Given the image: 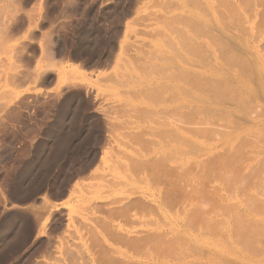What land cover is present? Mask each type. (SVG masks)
Segmentation results:
<instances>
[{
	"label": "rangeland",
	"instance_id": "374dc122",
	"mask_svg": "<svg viewBox=\"0 0 264 264\" xmlns=\"http://www.w3.org/2000/svg\"><path fill=\"white\" fill-rule=\"evenodd\" d=\"M215 1L0 0V264H74L73 262L76 261L74 255L79 256L76 264H82L84 261L83 264H102L101 262H105L107 258L108 261H112L114 258L115 264H118L120 259L125 260L119 262L120 264H125L126 261L130 264H154L155 261H150L152 258L147 262V256L145 257L141 253L136 255L134 254L136 252L133 253L132 250L125 253L126 257L121 256L119 252L122 250V255H124L126 250L123 246L125 245L115 244L116 240L112 241L113 238L110 236H106L108 239L105 235L102 237L97 232L101 229L94 228V226L97 225L98 227L97 222H100L99 224L103 223L100 220L106 217L104 215H107L110 209L119 208L127 199L132 200L134 197L137 200L138 193L157 195L158 198L156 196V199L161 201V195L159 197V194L162 191L165 194V190L169 188L172 190L175 184L181 185L178 181L186 178L189 185L193 184L194 189L191 186L193 190L202 189L201 194L204 192L203 195L200 193L198 195L202 196V201L206 199L207 205H205V208L207 206V210L210 207L213 211L212 209L215 206L213 204L218 201L215 195L217 193L227 200L226 202L219 200L222 201L221 206L224 204V206L228 204L238 206H235L237 209L233 207L232 210H236H231L229 214L224 212L226 208L220 213V208L215 207V210L218 208L219 212H217L221 214H219L220 221H218L219 216L214 215L218 219L215 221L213 214L204 215L206 221L202 218L203 213L207 211L203 207L204 205H200L204 208L203 212L200 209L197 212L194 204L189 206L186 202L182 203L183 200L179 195L180 197L178 196L179 198L176 199L180 200L181 203L179 200L178 202L181 205L177 203L181 208L186 206L187 211L189 208L194 210L192 206L194 205L196 210L195 214L197 215H193L192 211L189 212L192 218L187 221H193L197 216L196 221L199 225H202L204 221H209L210 224L208 218L214 219L213 223L217 222L218 225L217 223H211V229L207 228L208 226L206 227L207 230L213 231V236L208 231L209 235L206 231L205 234H200L201 229L198 224L193 225L194 222H192V226H197V232L188 231L185 225L186 237H190L185 245L189 243L192 245L191 249L199 252L190 251V247L186 246L187 251H190L189 253L183 249L185 245L183 247L181 243L179 245L175 244L176 247L177 245L181 246L182 249L179 247L180 251L186 252V254H182L183 256L178 258L181 253L178 252V248V251H176L175 247L174 252L180 253L177 255V260H174L175 257L172 259L175 256L173 252L170 255L171 259L168 257L169 260L166 264H185L186 262V264H264V207L259 202L250 205L244 199L247 194L254 195V193L257 198L264 199V188H262L264 186L259 189V184L258 192L255 188L254 191L249 188L248 192H244V196L242 191L239 196L237 189L231 192L234 195H229L230 192L227 194L226 188L219 193V189H216L218 188L217 182L209 181V178H212L209 176V173H211V169H209L211 166L209 165V170L205 168V171H209L208 175L206 176L207 173L203 172V174L206 173V177L204 176L203 179L205 180L209 176L207 178L209 183L205 180L208 183L206 187L202 185L205 182L201 183L203 179L199 180L201 185L196 183L201 175L203 177L201 168L206 165L202 164V159L205 162L204 159L209 156L219 155L223 156L222 158L225 156L227 158V156L232 155V158L236 152L238 153L236 156L250 159V161L241 162L238 165V169H244L243 173L245 174L246 170L242 166L246 164L250 163V170H252V166L264 165V158L262 157L264 156V114L261 115L262 112L264 113V22L261 19L264 10L261 9L264 8L259 6L261 0L257 2L253 0V4L249 3L251 5H244L245 3L239 5L237 0H224V2L226 1L224 5L223 0H221L222 4L219 5L224 7L218 6V2ZM230 1L234 3L231 2L233 4H230L231 7L235 6L239 10L241 18H238V13H234L236 12L235 9L233 10L230 7ZM228 5L232 9L230 10L234 11L230 13L237 14V16L229 13ZM201 11L207 14L204 15ZM260 11L263 14L260 15ZM229 16L232 17L229 18ZM223 17H225L226 22H223L225 21ZM235 17L237 18L235 19ZM221 20L222 22H220ZM215 23L221 25L224 31L227 30L225 31L226 38L230 42L228 44L231 49L227 46L228 44L223 45L222 42H218L216 44L219 45L216 48L214 42H210L212 34V37L218 34L216 30L209 32L210 40L196 31L197 27L201 26L202 28L205 24L213 26ZM224 23L227 26L223 25ZM239 28L241 29L239 30ZM193 31H196V36ZM239 31H242V33ZM182 35L186 36L183 37ZM186 37L188 39L189 37L193 38L195 40L193 42L196 44L199 42L204 44V41H206L212 51L219 50L220 53L222 51V53H227L226 56L238 57L234 54L236 52L243 58V60L241 59L242 63L246 60L245 63L248 64L246 66H249L250 71L246 69L248 71L246 72L244 69L247 77L243 72L242 74L245 77L241 76L240 73L238 74L237 72H241L238 68L236 72L237 64H234L235 67L231 68V63V69H228V65H223L218 52L217 54L214 52L215 56L217 55L215 58L210 57L206 61L207 63L213 61L211 65H214L213 67L218 70L212 69L210 63L205 64V62L204 64L210 67H204V64L203 67H200L202 64L199 60V57H201L200 51H205V44H202L204 48L202 47L199 53L196 52L195 48L200 43L197 44L198 46L194 44L196 54H200L197 59L196 54L192 53L194 56H190L191 53L185 51L188 50V48L185 49L187 44L183 48L179 46L180 42L177 41L184 42L185 39L182 40L181 38ZM185 42L192 43L190 39ZM184 43H181V45ZM222 45L223 48L220 47ZM176 48L178 50L175 51ZM177 52L181 55V59L177 57ZM193 57L200 62H193L194 65L192 61L196 59ZM235 60L238 61L236 58ZM191 64L193 65L191 66ZM182 70L192 72L194 75L197 74L194 76L196 83L198 82L197 86L202 88L199 91H193L191 94L183 95L184 99H195L196 96L201 95L200 90L210 88L212 85L210 80L213 78L212 82L216 79L232 80L230 81L232 86L226 85L227 87H223L222 83L219 84L223 87L221 92L230 88L232 91L227 92L230 96L235 95L233 98H236L239 91L242 96L237 95L240 98L237 99L238 102L240 101L241 106L247 108V113L250 112L247 115L245 109H243V112L239 113L240 117L237 116L238 119L226 123L227 127L226 124L221 126L215 124L218 128L214 129L217 130L213 129V124L212 126L208 124V128L211 127L212 131H215L214 134L210 133L211 129L202 130L203 134H201V130L200 133L192 127L188 129L185 126L180 128L177 124H174L179 112H174L176 110L171 109L174 104L180 106V101L177 99L180 90L167 89L164 86L165 84L181 85L178 79L183 81L179 77L185 74L178 77L177 73H184ZM41 75L44 76L43 79L40 78ZM188 75L194 81L191 73ZM205 77L209 79V84L206 83L207 79L205 82L202 81ZM213 84L216 86V82ZM164 88L170 93L168 97L174 103L170 107L154 102L156 90L161 91ZM218 89L220 88L218 87ZM176 92L177 94H175ZM222 94L220 95L224 96ZM245 98L247 100L243 101L249 102L248 105L250 106H247L241 100ZM250 98H253V100H249ZM226 106L228 107L229 103ZM241 106L237 107L242 111L241 108L243 107ZM254 106L255 110H251L250 108ZM201 108L204 109L203 106ZM154 109H157L158 113ZM164 109H171L165 112L169 116L161 113ZM100 110L104 113L107 112L108 115L99 114ZM204 113L197 120L204 117ZM210 114L212 113L207 111V115L211 117ZM210 119L215 120L216 118ZM194 120L196 119H192V122ZM193 123L201 126L200 122L195 123L194 121ZM166 124L176 125L179 128L178 132L181 131V133L177 136L171 134L167 130ZM195 129L199 128L195 127ZM158 130H160V135L157 133ZM189 130H192V132ZM163 134L167 135L163 136ZM199 134L201 136H198ZM188 143L193 148L190 146L187 148ZM215 153L218 154L215 155ZM141 156L144 157L145 161ZM131 157L134 159H131ZM160 157L161 159L166 158L162 161L165 163L163 165L166 166L163 167V170L170 166L171 171L170 168L166 169L165 172L163 171L164 176H166L163 179L169 181H164L166 184L163 183L162 186L157 184L156 186L150 178H146L144 175L158 172V168H155L158 160L155 158ZM135 158L137 161H141V165H144V168H142L144 175L139 171L142 169L139 168L138 170L136 168L137 164L140 165L139 162L135 161ZM218 158L217 161H219ZM210 159L206 160L205 163H212ZM214 159L211 160L216 163ZM131 161L132 163L136 162L133 164H136L134 168L137 169V173L132 172L134 168L133 165L131 166ZM200 164L203 167H199ZM213 167L216 168L217 166ZM145 168L147 172H144ZM199 169L201 175H195ZM202 170L204 171V168ZM169 174H171V177ZM180 175L185 177L182 178ZM173 177H175V184L172 180ZM196 177L199 178L196 180ZM213 177L215 176L213 175ZM262 179H264V174ZM186 180L185 184L183 183L184 180L181 183L187 185ZM171 181H173V188H171ZM259 182L263 185L261 180ZM194 184H198L197 186L201 188L196 187ZM166 185L169 187L165 189L164 186ZM187 187L186 190H189ZM212 188L213 191H216L215 194H213ZM185 191L182 192L189 195V191ZM210 191H212V194ZM128 192L138 193L133 195ZM174 192H172V195L177 194ZM190 192L191 195L196 196L195 191ZM198 195L197 197H199ZM228 195L234 196L235 199L228 197ZM114 199L122 203L119 205ZM218 199H221V197L218 196ZM108 200L110 202L114 200L116 203L111 202L112 204H110ZM169 202L172 201L169 200ZM178 205H174L175 208L172 210L177 211L180 208ZM200 206L198 208H201ZM162 208L165 210V215H169L164 218L168 219L167 221L171 224L167 228L174 227L176 223H182V216L177 217L174 211L172 212L174 215L169 214L164 207ZM229 208L231 207L227 206L228 210ZM221 210H223V207ZM237 211L239 214H237ZM200 216L201 220L198 219ZM227 216L230 218L237 217V220L238 218L242 219V216L244 218L240 219L241 221H237L235 218L234 222L233 219L230 220ZM129 218V222L130 220L133 221L130 222L132 225L129 222H126V224H129L127 226L124 223L121 224H124V232L132 231L129 234L130 239L143 237V234L139 233L138 230L143 231L145 236L148 235L150 225L147 220L154 219L151 220V223L156 219L159 222L164 220H161V216L157 214L148 217L137 215L136 218ZM238 222L242 227L237 225ZM252 222L254 224H251ZM233 223H236V226ZM231 225L235 228L238 226L237 231L243 228L239 231V236H242L234 235L229 230H234ZM42 229L43 233L39 234ZM90 229H94L95 235H93L94 233L91 234L92 232L89 234ZM242 231H244V234ZM38 234L39 236H37ZM134 236L140 237L136 238ZM186 237L184 236L182 239ZM109 238L115 245L110 243ZM165 240L163 239V242ZM178 240L177 238L174 243ZM169 243L171 242L169 241ZM151 245L152 247L160 246L157 244L154 246L152 242ZM115 249L120 250H118L119 252L116 251L115 254ZM73 252L74 257L66 255L68 253L72 255ZM187 253L190 255L188 256ZM128 257L129 259H127ZM72 258H75V261ZM71 261L73 262L71 263ZM111 261L105 263L112 264Z\"/></svg>",
	"mask_w": 264,
	"mask_h": 264
},
{
	"label": "bare ground",
	"instance_id": "6f19581e",
	"mask_svg": "<svg viewBox=\"0 0 264 264\" xmlns=\"http://www.w3.org/2000/svg\"><path fill=\"white\" fill-rule=\"evenodd\" d=\"M217 2H218V6H223V5H219V4H222V2H221V0H216ZM215 1V2H216ZM229 1V0H228ZM241 1V0H240ZM240 1H238L237 0V2L239 3V5H243L244 3V5H248L249 3H252L253 4V0H251V2H250V0H242L241 2ZM247 1V2H246ZM249 1V2H248ZM258 0H256V2H257ZM220 2V3H219ZM232 1H230L229 2V5L230 4H232L231 3ZM236 2V3H237ZM225 3H226V1L224 2V0H223V4L225 5ZM237 3V4H238ZM241 3H243V4H241ZM234 4V3H233ZM232 4V5H233ZM192 5V4H191ZM229 5H228V7H229ZM249 5H251V4H249ZM256 5V4H255ZM258 5V4H257ZM194 6V5H193ZM217 6V7H218ZM226 6H227V4H226ZM259 6H262L263 8H264V1H262L261 0V5H259ZM259 6H256V7H259ZM195 7V6H194ZM224 7V6H223ZM228 7H227V9H228ZM230 7H231V5H230ZM229 7V9L228 10H230L231 8H233V10L235 9V11L236 12H234V13H238V16L239 15H241V14H239V10L235 7V6H232L231 8ZM244 7V6H243ZM252 7H253V5H252ZM261 7V8H262ZM204 8V7H203ZM196 9V8H195ZM205 9V8H204ZM211 9V8H210ZM215 9V8H214ZM226 9V8H225ZM237 9V10H236ZM245 9H246V7H245ZM232 10V9H231ZM229 11V13L230 12H232V11ZM261 10H264V9H261ZM249 11H250V9H249ZM228 12V11H227ZM232 12V13H233ZM261 12V13H260ZM260 12H257L258 14L260 13V15L261 14H263L264 13V11H263V13H262V11H260ZM201 13H202V11H201ZM229 13H228V15H229ZM232 13H230V14H232ZM202 14H204V13H202ZM207 14V13H206ZM206 14H204V15H206ZM232 15H234V14H232ZM236 16H237V14H235ZM234 15V16H235ZM263 16H264V14H263ZM262 15H261V19H262V22H264V17H263ZM230 17H232V16H229V18ZM243 17V16H242ZM187 18H188V16H187ZM189 18H190V16H189ZM224 19H225V17H223ZM227 19H228V16L226 17ZM237 17H235V19H236ZM238 18H241V16H239ZM196 19V18H195ZM233 20V19H232ZM239 21H240V19H238ZM244 20V19H243ZM242 20V21H243ZM186 21V20H185ZM193 21V20H192ZM228 21V20H227ZM187 22V21H186ZM196 22V21H195ZM220 22H222V20L220 21ZM223 22H226V19H225V21H223ZM229 22V21H228ZM189 23V22H188ZM187 23V24H188ZM239 23V22H238ZM230 24V23H229ZM223 25H226L225 23L223 24ZM194 26V25H193ZM196 26V25H195ZM199 26V25H198ZM227 26V25H226ZM191 29H193V28H191ZM194 29H195V27H194ZM241 28H239V30H240ZM254 29V28H253ZM211 30V31H210ZM212 30L213 31H215L216 30V32H218V34L217 35H214V37H212L213 36V34H212V36L210 37V39H209V36L208 35H210L209 34V32H212ZM196 31H197V33H201V35L203 34V36H206L207 37V39H209L210 40V42H212L214 45V47H216L217 45H219V44H216V43H220V42H222L223 43V45H225V44H228V43H230V42H228L229 40H227V38H226V33H225V31H227V30H225L224 31V28L221 26V25H219L218 23H215L213 26L212 25H209V24H205L202 28H201V26L198 28L197 27V29H196ZM195 31V32H196ZM194 31H193V33H195ZM240 32V31H239ZM185 33V32H184ZM240 33H242V31L240 32ZM192 34V33H191ZM194 35V34H193ZM197 34L195 33V36H196ZM243 35V34H242ZM183 37L184 36H186V35H182ZM181 36V37H182ZM200 36V35H199ZM202 37V36H201ZM206 37H205V39H206ZM254 37V36H253ZM252 37V38H253ZM240 38V37H239ZM182 40L183 39H185V41H187V40H191L192 41V43H188V42H181V41H177V42H180L179 43V46L181 47L182 46V48H183V46L184 45H186L187 44V46L185 47V49L186 48H188V50H185V51H188L189 53H191L190 54V56L192 55V56H194L193 54H196V52L198 51V53H199V51H200V49H202V47H203V45L205 44V48H204V50L205 51H200V53H201V57H199L200 56V54H196L197 55V59H198V57H199V60L201 61H199V60H197L195 57H193L194 59H196L195 61H192V63L193 62H200V67L204 64V62H205V64H209V63H207L206 61L210 58V57H212V58H215L216 56H215V54H214V52H216V54H217V52H218V54H220V55H218L219 57H220V61L223 63V65H228V69H231V68H233V67H235V65L237 66L236 67V72L240 69L241 70V72L239 71V72H237L238 74L240 73V75L241 76H246L247 75V73L246 72H248L246 69H248L249 68V66H246V65H248L247 63H245V61L242 63V60H243V58L239 55V54H236V52H234V54H235V56L236 55H238V57L236 56L235 58L238 60L237 62H236V60H235V58H234V56H232V57H230V56H226V54L227 53H222V51H221V53L219 52V50L218 51H212V49L211 48H209V46H208V42H206V41H204V44L202 45L201 44V42H199V43H197V44H199V46L195 43V42H193V38H190L189 37V39L186 37V38H181ZM208 40V41H209ZM242 40V39H241ZM195 41V40H194ZM181 43H184L183 45H181ZM212 43H211V45H212ZM194 45V44H196L198 47H196L195 45L194 46H191V45ZM223 45L222 46H220V47H222L223 48ZM190 46V47H189ZM200 46H201V48H200ZM212 46V47H213ZM229 48H230V46H229V44L227 45ZM227 46H226V48H227ZM175 47V46H174ZM196 47V48H195ZM193 48V49H192ZM196 49V52H195V49ZM197 48H199L198 50H197ZM216 48H218V46L216 47ZM215 48V49H216ZM225 48V47H224ZM228 48V49H229ZM231 49V48H230ZM246 49V48H245ZM176 50H178L177 48L175 49V51ZM214 50V49H213ZM222 50V49H221ZM232 51H234V50H232ZM193 53V54H192ZM239 53V52H238ZM177 54H178V52H177ZM181 54V53H180ZM231 54H233L232 52H231ZM233 54V55H234ZM195 55V56H196ZM199 55V56H198ZM180 56L181 55H177V57L178 58H180ZM182 58V57H181ZM180 58V59H181ZM202 60H201V59ZM239 58V59H238ZM191 59V58H190ZM242 59V60H241ZM235 60V61H234ZM239 60H240V63H239ZM210 61V60H209ZM212 61V60H211ZM198 62V63H199ZM213 62V61H212ZM211 62V63H212ZM211 63H210V65H211ZM231 63H232V66H231V68H230V65H231ZM194 64V63H193ZM193 64H191V66L193 65ZM204 64V67H206V66H208V67H210L209 65H205ZM235 64V65H234ZM187 65V64H186ZM195 65V64H194ZM234 65V66H233ZM188 66H190L189 64H188ZM214 66V65H213ZM212 65H211V68L213 69L214 68V70L216 69V70H218L216 67H213ZM246 66V67H245ZM264 66V65H263ZM194 67V66H193ZM203 67V66H202ZM240 67V68H239ZM254 67V66H253ZM237 68H238V70H237ZM210 69V68H209ZM246 70V72H244L245 70ZM211 70V69H210ZM249 70V69H248ZM184 73H182V72H180L181 74H178L177 73V75H178V77L180 76V75H182V74H185V75H183L182 77L180 76L179 78H182V80L183 81H181L180 79H178L179 81H180V83H181V85H176V84H165V88H167V89H178V90H180V93H178L177 94V92L175 93V94H177V99L180 101V106H176V104H174L173 103V101H171L170 99H169V97H168V94H170L165 88L164 89H162L161 91L160 90H156V92H155V95H154V102H155V104H164V105H166V106H172L173 104V106L171 107V109L172 110H176V111H174V112H179L177 115H178V118H176L175 120V123L174 124H177L180 128H183L184 126L188 129V128H194V130H198L199 132H200V130H201V134H203V131L205 130V129H209L208 128V124H211L210 126H212V124L215 126V124H217L218 126H221V125H224V124H228V122H232L233 121V119H238V117H240V114L239 113H242L243 112V109H245L244 111L246 112V111H248L247 110V108H245V107H243V106H241V103H240V101L238 102V100L237 99H240L239 97H241L242 95L241 94H239V91L237 92L238 94V96L236 95V98H233V97H235V95L234 96H230V94L227 92V91H230L231 89L230 88H228V90L227 91H224L225 93H227V94H225L223 91L221 92V88H223V87H227L228 85H230V86H232V82H230V81H232V80H226V79H220V80H214V82H216V86H214V82H212L213 81V79L212 80H210L211 81V86H213V87H211L210 86V88L208 87V89L206 88L205 90H200V92H201V95H198V96H196V98L195 99H192V98H190L189 100L188 99H184L183 98V95H188V94H191V93H193V91H199V89H202V88H199L197 85H198V82L196 83V78L194 77L195 75H197V74H195L194 75V73H192V72H188V71H185V70H182ZM211 71H213V70H211ZM250 71V70H249ZM185 72H188V73H185ZM242 72L244 73V75L242 74ZM189 73H191V76H193L194 78H193V80L195 81H192V77H190L188 74ZM246 73V74H245ZM250 73V72H249ZM186 74H187V76H186ZM236 74V73H235ZM189 76V78L188 79H186L187 77ZM244 76V77H245ZM184 77V78H183ZM247 77V76H246ZM40 78H44V76H42L41 75V77ZM39 78V79H40ZM191 78V79H190ZM229 78V77H228ZM249 78V77H248ZM202 79V78H201ZM207 78L205 77V79L204 80H202V81H204L205 82V80H206ZM230 79V78H229ZM247 79V78H246ZM167 80H171V79H167ZM189 80H191V81H189ZM209 79H207L206 80V83H210L209 81H208ZM208 81V82H207ZM248 81V80H247ZM223 84L224 86L222 87V85H219V84ZM227 85V86H226ZM234 85V84H233ZM221 86V87H220ZM234 86H236V85H234ZM215 87V88H214ZM217 87V88H216ZM218 87L220 88V89H218ZM212 88V89H211ZM236 88V87H235ZM225 89V88H224ZM232 89H234V87H232ZM239 90V89H238ZM232 91V90H231ZM237 90L235 89V92H236ZM221 93H223L224 94V96H221L220 94ZM174 94V95H175ZM222 94V95H223ZM247 96V95H246ZM238 97V98H237ZM181 100H183V101H181ZM242 101L243 100H247V98H245V99H241ZM249 100H253V98H250ZM229 103V106L227 107L226 106V104H228L227 102ZM225 102H226V104H225ZM243 103H245L247 106H250V105H248L249 104V102L248 103H246L245 101H243ZM196 104H198V105H196ZM240 104V105H239ZM204 107V109H202L201 107ZM237 106H241V107H243V108H241L242 109V111L237 107ZM171 109H164V110H162V114H164V115H166L167 114V116H169L168 115V113H165L166 111H168V110H171ZM251 110L253 109V110H255V106L253 107V108H250ZM155 110V112L156 113H158V110L157 109H154ZM98 111V110H97ZM207 111H209V113H212V114H210L211 115V117L210 116H208L207 115ZM211 111V112H210ZM106 112V111H105ZM206 114H205V113ZM250 112V111H249ZM248 112V113H249ZM170 113V112H169ZM204 113V117H201L200 119H198L199 120V122H197L198 120H197V118L199 117V116H201V114H203ZM247 113V112H246ZM248 113H247V115H248ZM99 114H104V116H107L108 114H107V112L106 113H104L102 110H100L99 111ZM106 114V115H105ZM262 114H264L263 112L261 113V115ZM238 116V117H237ZM188 119H187V118ZM213 117H215L216 119L215 120H212V119H210V118H213ZM184 118H186V119H184ZM196 119V120H194L195 121V123H199L201 126H199L198 124L196 125V124H194L193 122H192V119ZM210 121V122H209ZM205 124V122H206V124H205V126L204 127H202L204 124ZM209 122V123H208ZM202 123V124H201ZM227 124H226V127H227ZM207 126V127H206ZM212 126L213 127V129L214 128H218L217 126ZM166 127H167V130L171 133V134H174V135H178V134H180L181 133V131L180 132H178V130H179V128L176 126V125H173V124H166ZM195 127L196 128H199V129H195ZM204 128V129H203ZM220 128H222V127H220ZM210 129H211V131H210V133L212 132L213 134H214V132L215 131H212V128L210 127ZM209 129V130H210ZM193 130V129H192ZM192 130H189V131H191L192 132ZM193 130V131H194ZM203 130V131H202ZM214 130H217V129H214ZM220 130V129H219ZM160 130H158L157 131V133H159L158 135H160V132H159ZM195 131V132H196ZM197 131V132H198ZM194 132V133H195ZM197 132H196V134H197ZM217 132V131H216ZM219 132V131H218ZM206 133H208V132H206ZM205 133V134H206ZM209 133V134H210ZM211 133V134H212ZM201 134H199L198 136H201ZM208 134V135H209ZM210 134V135H211ZM164 135H167V134H163V136ZM194 135V134H193ZM208 135H206L207 137H208ZM196 136V138H198L197 137V135H195ZM205 136V135H204ZM203 137V136H202ZM199 139V138H198ZM187 142V141H186ZM185 142V143H186ZM189 144V143H188ZM187 145V144H186ZM192 145H193V143H192ZM188 146H190V144L189 145H187V148H188ZM190 147H192V146H190ZM193 148V147H192ZM194 150V149H193ZM197 150H199V149H197ZM194 151H196V150H194ZM199 152V151H198ZM201 152V151H200ZM218 154V153H217ZM216 153H215V155H217ZM235 154V155H234ZM233 154V157L231 158V156H227V158H226V156L224 157V158H222L223 156H209V157H207L206 159H204L205 160V162H206V160H208V159H213V158H215L214 160H216L218 157H220V158H218V160L219 161H217L216 160V163L213 161V160H211L210 159V161H212V163L214 164H212L211 162H210V164H212V165H210L209 163H205L204 161H203V159H202V164H206L207 165V167H206V165H205V167H203L202 166V164H200L199 165V167H203L204 168V171L202 170L203 168H201V174H203V172H206V173H204L203 174V177H202V175L199 173V171H200V169L198 170V172H197V174H195V175H198V174H200L201 175V177L198 179L197 177L195 178L198 182H196V183H198L199 184V180H202L203 178H204V176H205V174H206V176L208 175V173H209V171H205L206 169L205 168H207L208 169V165L209 166H211V167H213V166H217L216 168H211V167H209V169H211L210 170V172L211 173H209V176L210 177H212V178H209V181L210 182H214V181H216L217 182V184H218V188H216V189H219V193H220V191L221 190H223V189H225V191H226V193L228 194V192H230L229 193V195H231L232 193L231 192H234V190L235 189H237L236 191H237V193H239V196L241 195V191H242V195L244 194V192H248V190H249V188L251 189V190H253L254 191V188H255V190H256V192H258L257 190H258V185L260 186L259 187V189H262V188H264V187H262V186H264V181L262 182V180H264V179H262L263 178V174H264V165H262V166H259V167H255V166H252V170H250V163L249 164H246V165H244V166H242V167H244L245 168V170H246V174L245 173H243V170H241V168H239L238 169V165L241 163V162H246V161H250V159H243L242 157L243 156H236V154H238V153H234ZM263 154V153H262ZM142 157V156H141ZM237 157V158H236ZM248 157V156H247ZM263 158H264V156H262ZM138 158V157H137ZM140 158V157H139ZM143 159H144V157H142ZM222 158V159H221ZM249 158V157H248ZM112 159V158H111ZM131 159H134V158H132L131 157ZM156 160H158V161H156L157 163H156V166H155V168L157 167L158 168V172H154V174H152V173H150V174H148V175H144L143 173H142V171H143V169L142 168H144V165L142 164H140L141 163V161L139 162V161H137L136 160V158H135V161L138 163L139 162V165L140 166H138V164H137V167L136 168H138V170H139V168L140 169H142V170H139V171H141V173L144 175V177H146V178H150L151 179V181H153L154 183H155V185L157 184L158 186L160 185V186H162V184L164 183V184H166V182H164V181H167V179H163V177H166V176H164L165 174H164V172H165V170L166 169H169L170 171H171V167L169 166V168H165L164 170H163V167H166L165 165H163V164H165V163H163L162 161H164L166 158H162L161 159V157L160 158H155ZM243 161H242V160ZM127 160H128V158H127ZM139 160H142V159H139ZM173 160V159H172ZM110 161V160H109ZM113 161V160H112ZM130 161V160H129ZM128 161V162H129ZM132 161H134V160H132ZM132 161L130 162L131 163V166L134 168V166L136 165H134L133 163H136V162H133L132 163ZM144 161H145V159H144ZM168 161V160H167ZM169 161H170V159H169ZM261 161H262V159H261ZM179 162V161H178ZM196 162V161H195ZM194 162V163H195ZM207 162H209V161H207ZM113 163V162H112ZM121 163V162H120ZM142 163H143V161H142ZM257 163V162H256ZM256 163H255V165H256ZM261 163V162H260ZM115 164H116V162H115ZM117 164H118V161H117ZM125 164V163H124ZM258 164V163H257ZM113 165V164H112ZM128 165H130V164H128ZM166 165H168V164H166ZM254 165V164H253ZM107 166H108V164H107ZM106 166V167H107ZM117 166H119V165H117ZM123 166H125V165H123ZM130 166V168L132 169V167ZM142 166V167H141ZM110 167V166H109ZM154 167V166H153ZM178 167V166H177ZM240 167V166H239ZM261 167V168H260ZM159 168H161L160 169V171H159ZM173 168V167H172ZM181 168H182V163H181ZM108 169V168H107ZM122 169V168H121ZM126 169V168H125ZM130 169V170H131ZM146 169V168H145ZM208 169V170H209ZM213 169V170H212ZM109 170H110V168H109ZM114 170V169H113ZM156 170V169H155ZM175 170H176V168H175ZM174 170V171H175ZM185 170V169H184ZM250 170V171H249ZM120 171V170H119ZM137 171V169H135L134 168V171H132V172H135V173H137L136 172ZM157 171V170H156ZM164 171V172H163ZM169 171V172H170ZM212 171H216V172H212ZM242 171V172H241ZM110 172H111V170H110ZM144 172H147V169L144 171ZM185 172V171H184ZM184 172H183V174H184ZM218 172V173H217ZM171 173V172H170ZM175 173V172H174ZM213 173V175L215 176V177H213V175L211 176V174ZM172 174V173H171ZM171 174H169V176L171 177ZM179 174H182V173H179ZM142 175V176H143ZM195 175H194V177H195ZM173 176H175V175H173ZM178 176V175H177ZM181 176V175H180ZM180 176H179V179H180ZM183 176L184 175H182L181 177L183 178ZM185 176H186V173H185ZM184 176V177H185ZM205 176V177H206ZM208 176V177H209ZM207 177V178H208ZM119 178V177H118ZM174 178L175 177H173V181H174ZM207 178H205V180H206V182H208V180H207ZM187 179V178H186ZM186 179H182V180H179L178 182L181 184V185H179V184H175L176 183V181H171L170 183H171V186L173 185V183L175 184L174 185V188H173V186L171 187V188H173L172 190L169 188L168 190H165V194H164V192L162 193L161 191V193L159 194V197H160V195H161V198H160V200L161 201H159V199H156V196L154 195V194H146V193H138V192H136V193H138V195L139 196H137V200H136V198H134L133 197V199L131 200V199H127L124 203H122V202H118L117 200H115V201H117L118 203H119V208L118 207H114V208H112V209H115V210H112V209H110V211L108 212V210H107V212H108V214L107 215H104V217L106 218H102L100 221H102L101 223L102 224H99L100 222H97L96 224H98V227H97V225L96 226H94V228L96 227L97 229L99 228V229H101V231H97V229H95L97 232H98V234H100L102 237H104V235H105V237L107 236V237H112L113 239H112V241H114V239L116 240V243L115 244H117V245H121V246H123V245H125V246H123L124 248H125V252H124V255H122L123 254V252H122V250L120 251V252H122V253H120L118 250H120V249H118V250H116L115 249V254H116V251H118L119 252V254H121V256H125L126 257V255H125V253H127L128 251H130V250H132L133 251V253L134 252H136V253H134V254H136V255H139L138 253H141L142 255H144L147 259V262H148V260L150 259V258H152V259H150V261H155L156 263H154V264H166V263H168V257L171 259V257H170V255H171V253H173L175 250L176 251H178V252H180L181 253V255H178V254H180V253H175V256H173L172 257V259L174 258V260H177V255L179 256L178 258H180L181 256H183L184 254H186V252L185 253H183V251L181 252L180 251V248H181V246H178L180 243H181V245L184 247V245L186 244L185 242H188V240L190 239V237H186V234H187V230H185V225L187 226V228H188V231H190V232H197L198 231V229L196 228L197 226H192V222H194L195 224H193V225H197L198 223V221H196V217H195V220H191V221H187V220H190L191 218H192V216H191V212L190 211H192V214L193 215H197V214H195V208H194V205L196 206V209H197V212H198V210L200 209L201 211L202 210H204V208H205V205H207L206 204V199H204L203 201H202V196L201 195H203L204 194V192H202V194H201V191H202V189L200 190V189H198L197 191H196V189L195 190H193L194 189V187H193V184H191V185H189V183H187L188 181L186 180ZM212 179V180H211ZM178 180V179H177ZM184 180V181H183ZM185 180H186V183H187V185H184L185 183ZM188 180H190V179H188ZM192 180L194 181V179L192 178ZM205 180L203 179L202 181H201V183L202 182H205ZM261 180V182L263 183V185L259 182ZM169 181V180H168ZM167 181V182H168ZM183 181V183H181ZM191 181V180H190ZM189 181V182H190ZM173 182V183H172ZM195 182V181H194ZM193 182V183H194ZM202 183V185H204L205 187H206V184H208V183ZM259 182V183H258ZM111 183V182H110ZM108 184V183H107ZM168 184V183H167ZM182 184H183V186L185 187V190H186V187L187 188H189V190H184V187L182 186ZM197 184V185H198ZM251 184V185H250ZM110 185V184H109ZM156 185V186H157ZM169 185V184H168ZM194 185H196V184H194ZM196 185V187H198ZM199 185H201V184H199ZM243 185H245V186H243ZM177 186V188L175 189V187ZM181 188H179V187ZM192 186L193 187V189H192V187L190 188V187ZM106 187V186H105ZM123 187V186H122ZM167 187H169V186H164V188L166 189ZM262 187V188H261ZM163 188V187H162ZM198 188H201L200 186L198 187ZM202 188H203V186H202ZM132 189V188H131ZM134 189V188H133ZM215 189V190H216ZM227 189H228V191H227ZM232 189H233V191H232ZM136 190V189H135ZM158 190V189H157ZM160 190V189H159ZM185 191V192H187V191H189V195L187 194V193H185V194H187V195H185L184 194V192H182V191ZM230 190V191H229ZM244 190V191H243ZM127 191H129V190H127ZM126 191V192H127ZM133 191V190H132ZM166 191H170V192H166ZM176 192L177 194H178V192H179V194L177 195V194H173L175 197V199L180 195L181 196V199L184 201H182V203H185L186 202V204L187 205H191V204H194V205H192L193 206V209L194 210H192V208L190 209L189 208V210L187 211V209H186V206L184 207V208H181L179 205H181L180 203V200L179 199H176L175 201V203L178 205V203H179V205H178V207H180V208H178L177 209V211H174V210H172V209H174L175 208V206H176V204L174 203V199H173V195H172V192ZM190 191H195V193H196V196L193 194V195H191L190 193ZM212 191H213V188H212ZM212 191H210L211 192V194H212ZM218 191V190H217ZM239 191V192H238ZM262 191V190H261ZM263 191H264V189H263ZM174 192V193H175ZM182 192V193H181ZM216 193V191H213V194H215ZM128 193H132V192H128ZM135 192H133L132 194L133 195H135L134 194ZM192 193H194V192H192ZM201 194L200 196L198 195V194ZM206 193H207V191H206ZM222 193V192H221ZM164 194V195H163ZM218 194V193H217ZM217 194H215L216 195V199L218 200V201H215V204H213V206H214V208L212 209L213 211H211V208L209 207V210H207L206 208H207V206H206V210L207 211H205L204 213H203V217L202 218H204V220L206 219L205 218V216L204 215H210V214H213V216L214 215H218L219 216V220L215 217H213L214 219H215V221H220V213H222V211H224V209L226 208V210L224 211L225 213H230L231 212V210H232V208L233 207H235V206H238V205H235V206H231L230 204H228L227 206L229 207H231V208H229V210L227 209V206H224L225 204H224V202H223V206H221L222 205V201H227V200H225L224 199V196H220L219 194L217 195ZM224 194V193H223ZM260 194H262L261 192H260ZM168 195H169V197H168ZM172 195V196H171ZM177 195V196H176ZM197 195L199 196V197H197ZM206 195V194H205ZM228 195V197H232L233 199H235L234 198V196H229ZM232 195H234V194H232ZM235 195H238V194H235ZM254 195H255V193H254ZM251 195V194H247V196H246V194H245V202H247V203H249L250 205H252V204H258V202L260 203V205H263V207H264V199H261L259 196V198H257V195ZM123 196H125V195H123ZM122 196V197H123ZM163 196V197H162ZM179 196V197H180ZM208 196V195H207ZM218 196H219V198L221 197V199H218ZM244 196V195H243ZM127 198H128V196H126ZM126 197H124V198H126ZM173 199H171V198ZM178 197V198H179ZM198 198V199H196V198ZM236 197H238V196H236ZM157 198H158V196H157ZM169 198V199H168ZM209 198V197H208ZM208 198H207V200H208ZM213 198V197H212ZM239 198H241V197H239ZM232 199V200H233ZM237 199V198H236ZM113 200V202L112 203H116L115 201ZM120 200V199H119ZM122 200V199H121ZM125 200V199H124ZM169 200L170 201H172L171 203L169 202ZM178 200H179V202H178ZM219 200H222L221 202L219 201ZM109 202H110V200H108ZM110 202V204H112ZM178 202V203H177ZM208 202H209V200H208ZM207 202V203H208ZM172 203H174V204H172ZM221 203V204H220ZM185 204V205H186ZM197 204H199L198 206H197ZM220 206H218V205ZM248 204V205H249ZM254 204V205H255ZM108 205H109V203H108ZM175 205V206H174ZM200 205H204L203 207H201ZM208 205H209V203H208ZM217 205V206H216ZM234 205V204H233ZM164 207L167 211H168V213L169 214H171L173 211H174V214L177 216V217H180V216H182L183 218H182V223H180V224H175V226L173 227H169V228H167V226H169V225H171L170 224V222L169 221H167L166 219H164V218H167V216H169V215H165L166 213L164 212L165 210L162 208V207ZM201 207V208H198V207ZM210 206L211 207H213L211 204H210ZM215 207H218V208H220L219 209V211H221L220 213H218L219 211H218V208H217V210H215ZM223 207V210H221V208ZM247 207V206H246ZM256 207H257V205H256ZM256 207H254V209H256ZM117 208V209H116ZM236 208V207H235ZM261 208V207H260ZM237 209V208H236ZM236 209H234V210H236ZM259 209V208H258ZM112 210V211H111ZM179 210V211H178ZM215 210V211H214ZM234 210H232V211H234ZM238 210H240V209H238ZM261 210V209H260ZM194 211V212H193ZM218 211V212H217ZM256 211H257V209H256ZM262 211V210H261ZM107 212H105V213H107ZM190 212V213H189ZM203 212V211H202ZM201 212V213H202ZM238 212V211H237ZM252 212V211H251ZM254 212V211H253ZM258 212H259V210H258ZM257 212V213H258ZM104 213V214H105ZM189 213V214H188ZM199 213H200V211H199ZM198 213V215H200ZM224 213V214H225ZM260 213V212H259ZM258 213V214H259ZM154 214L156 215H158V216H161V220L162 219H164V220H166V221H164V220H162V221H164V222H168V223H164V222H159L157 219H156V221H154L153 223H151V220H154V219H150V221L149 220H147V222H148V224L150 225L149 226V228H148V235H144V232L143 231H141L140 232V230H138V232L139 233H142L143 234V237H137V236H134V237H136V238H139V239H130L131 238V236H129V234L132 232H124V229H123V225L124 224H126V222H129V217H132V218H136L137 217V215H142V217L144 216V217H148L149 215H151V216H154ZM173 213H172V215H174ZM220 214V215H219ZM228 214H226V215H228ZM236 214V213H235ZM235 214H233V215H235ZM237 214H239V212L237 213ZM236 214V215H237ZM240 214H241V212H240ZM244 214V213H243ZM254 214V213H253ZM261 214V213H260ZM235 215V216H236ZM262 215H263V213H262ZM191 216V217H190ZM230 216H231V214H230ZM238 216V215H237ZM264 216V215H263ZM193 217V218H194ZM199 217V216H198ZM227 217H229V216H227ZM232 217V216H231ZM234 217V216H233ZM240 217H241V215H240ZM185 218V219H184ZM187 218V219H186ZM189 218V219H188ZM201 218V216H200V218H198V219H202ZM230 218V217H229ZM236 218V220H237V217H234V218H230V220L231 219H235ZM244 217L242 216V219H243ZM184 219V220H183ZM210 219V224L211 223H213V221H214V219H212L211 220V218H208V220ZM223 219V218H222ZM226 219H228V218H226ZM241 219V218H240ZM239 218H238V220L237 221H239L240 220ZM241 219V220H242ZM250 219V218H249ZM146 220V219H145ZM199 220V221H200ZM232 220V221H233ZM240 220V221H241ZM245 220V219H244ZM135 221V224H137L136 223V220H134ZM176 221H178V220H176ZM186 221V222H185ZM196 221V222H195ZM206 221H207V219H206ZM206 221H204L203 223H202V225H199L198 227H200V234H205L207 231L208 232H211V233H209L210 235H212V232L213 231H209V230H207V228H209V229H211L210 227H211V225L209 224V221L208 222H206ZM232 221H231V223H232ZM248 221V220H247ZM114 222H116V223H114ZM130 222L132 223L133 221H131L130 220ZM129 222V224H131ZM145 222V221H144ZM150 222V223H149ZM199 222V223H200ZM234 222H235V220H234ZM257 222V221H256ZM259 222V221H258ZM257 222V223H258ZM121 223H124L123 225L121 224ZM200 223V224H201ZM208 225H207V224ZM215 223V222H214ZM213 223V224H214ZM217 223V222H216ZM215 223V224H216ZM242 223V222H241ZM248 223V222H247ZM128 223L125 225V226H127V225H129ZM135 224H133V225H135ZM139 224V223H138ZM141 224V223H140ZM145 224H147V223H145ZM147 224V225H148ZM235 226H236V223H233ZM249 224H250V222H249ZM251 224H254L253 222L251 223ZM132 225V224H131ZM143 225V224H142ZM206 225V226H205ZM210 225V226H209ZM217 225H218V223H217ZM227 225V224H226ZM237 225H240V223L238 222V224ZM243 225V224H242ZM259 225H261V224H259ZM146 226V225H145ZM208 226V227H207ZM233 228H234V230L236 229V231L234 232V230L233 229H229L231 232H233V234L234 235H238L239 236V234H240V232L239 231H241V230H238L237 231V227L235 228L233 225H231ZM241 226V225H240ZM253 226V225H252ZM207 227V228H206ZM242 227V226H241ZM93 228V227H92ZM133 228H134V226H133ZM140 228V227H139ZM144 228V227H143ZM196 228V229H195ZM206 228V230H204ZM248 228V227H247ZM118 230V231H115V230ZM146 229V228H145ZM228 229V228H227ZM91 231L89 232V234L91 233V234H93L95 231H93L92 229H90ZM196 230V231H195ZM244 230H245V228H244ZM247 230V229H246ZM249 230V229H248ZM259 230V229H258ZM129 231H130V229H129ZM149 231H150V233H149ZM201 231H204V232H201ZM206 231V232H205ZM254 231V230H253ZM256 231V230H255ZM103 232V233H102ZM137 232V231H136ZM146 232V231H145ZM208 232H207V234H208ZM239 232V233H238ZM244 231H242V233H243ZM251 232H252V230H251ZM43 233V229H42V231H41V233H40V231H39V234H42ZM114 233V234H113ZM226 233V232H225ZM236 233V234H235ZM39 234L37 235V236H39ZM138 234V233H137ZM208 234V235H209ZM231 234V233H230ZM244 234V233H243ZM93 235H95V233L93 234ZM178 235V236H177ZM180 235V236H179ZM181 235H183V237L185 236L186 238H184V239H182L183 237H181ZM207 235V236H208ZM97 236V235H96ZM213 236V235H212ZM237 236V237H238ZM240 236H242V235H240ZM239 236V237H240ZM106 237V238H107ZM179 239L176 243H174L176 240H177V238ZM180 237V238H179ZM232 237H233V235H232ZM244 237H245V235H244ZM257 237V236H256ZM246 238V237H245ZM253 238V237H252ZM100 239V238H99ZM108 239V238H107ZM110 239L111 238H109V241H110ZM163 239L165 240V242H163ZM181 239V240H180ZM185 239H186V241H185ZM126 240H128V241H126ZM254 240V239H253ZM107 241V240H106ZM112 241H110V243L111 244H114V242L112 243ZM169 241L171 242V243H169ZM180 241V242H179ZM182 241H184V242H182ZM102 242V241H101ZM151 242H152V244L154 245V246H156V244L157 245H160V246H156V247H152V245H151ZM155 244H154V243ZM157 242V243H156ZM160 242H163V243H160ZM262 242V241H261ZM260 242V244H262ZM105 243V242H104ZM160 243V244H159ZM173 243V244H172ZM106 244V243H105ZM104 244V245H105ZM114 244V245H115ZM175 244H178L177 245V247L175 246ZM103 245V244H102ZM190 245V246H189ZM106 246V245H105ZM121 246H119V247H121ZM173 247V248H171V247ZM186 246H188V248L189 249H191V244H189L188 243V245H185V247L183 248L184 250H186L187 251V248H186ZM63 247V246H62ZM66 247V246H65ZM71 247V246H70ZM69 247V248H70ZM176 247V248H175ZM180 247V248H179ZM106 248H107V246H106ZM108 248H110V247H108ZM174 248H175V250H174ZM177 248H178V250H177ZM186 248V249H185ZM193 248H195L194 246H193ZM66 249V248H65ZM68 249V248H67ZM101 249H102V246H101ZM105 249V248H104ZM111 250H113L112 248H110ZM173 249V250H172ZM182 249V248H181ZM196 249V248H195ZM103 250V249H102ZM171 250V251H170ZM192 250H194V249H191L190 251H192ZM199 250V249H198ZM202 250V249H201ZM68 252H69V249L67 250ZM66 251V252H67ZM74 251V250H73ZM114 251V250H113ZM150 251V252H149ZM190 251H187V252H189L190 253ZM196 250H194L193 252H195ZM72 252V251H71ZM100 252V251H99ZM102 252V251H101ZM104 252H105V250H104ZM104 252H103V254H104ZM117 252V253H118ZM196 252H199V251H196ZM113 254H114V252H112ZM132 253V252H131ZM144 253V254H143ZM73 254H74V252L72 253V255L70 254V253H68V254H66V255H68L69 257H76V261H75V258L73 259L72 258V260L73 261H75V262H73V261H71V263L73 262L74 264H76V263H78L77 262V260H78V257H77V255H74L73 256ZM81 254V253H80ZM109 254V253H108ZM183 254V255H182ZM188 254V253H187ZM213 254V253H212ZM129 255V254H128ZM190 254H188V256H189ZM201 255H203V254H201ZM108 256H110V255H108ZM130 256V255H129ZM188 256H187V258H188ZM68 257V258H69ZM84 257V256H83ZM111 257V256H110ZM109 257V258H110ZM130 258H132V257H130ZM71 259V258H70ZM81 259V258H80ZM87 259V258H86ZM104 259H106V258H104ZM108 259V258H107ZM105 260V262L107 261V263L109 262V261H111V260ZM114 259V258H113ZM113 259H112V261H113ZM118 259V258H117ZM126 259V258H125ZM127 259H129V257L127 258ZM133 259V258H132ZM132 259H130V260H132ZM123 260V259H122ZM121 259H120V261L118 260V264H120L119 262H123V261H125V260H123L122 261ZM82 261H83V259H82ZM87 261V260H86ZM102 261V260H101ZM111 261V263L112 264H115V259H114V263ZM85 262V261H84ZM83 262V263H84ZM105 262H101L102 264H104ZM68 263H70V261H68ZM82 263V262H81ZM82 263V264H83ZM97 263V262H96ZM126 263H128L127 261H126ZM125 263V264H126ZM187 263V262H186ZM185 263V264H186ZM200 263V262H199ZM106 264V263H105ZM117 264V263H116ZM122 264V263H121ZM128 264H130V263H128ZM132 264V263H131ZM136 264H138V263H136ZM194 264H198V263H194ZM209 264V263H208ZM212 264V263H211Z\"/></svg>",
	"mask_w": 264,
	"mask_h": 264
}]
</instances>
